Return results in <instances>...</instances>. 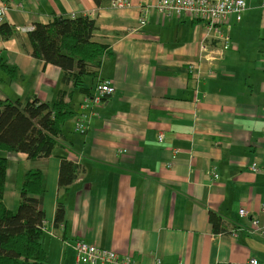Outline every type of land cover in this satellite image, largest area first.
I'll return each mask as SVG.
<instances>
[{"label":"crops","instance_id":"crops-1","mask_svg":"<svg viewBox=\"0 0 264 264\" xmlns=\"http://www.w3.org/2000/svg\"><path fill=\"white\" fill-rule=\"evenodd\" d=\"M118 1L0 0V26L17 32L0 36V101L52 103L66 91L76 113L47 159L0 151L4 204L16 213L26 174L44 172L50 264H77L78 241L135 264H264V0H246L240 22L218 25L162 15L158 0ZM69 16L93 18V40L109 49L85 91L34 59L28 37L37 23ZM105 82L115 93L94 103ZM63 158L80 173L66 190ZM59 203L66 216L56 227Z\"/></svg>","mask_w":264,"mask_h":264},{"label":"trees","instance_id":"trees-1","mask_svg":"<svg viewBox=\"0 0 264 264\" xmlns=\"http://www.w3.org/2000/svg\"><path fill=\"white\" fill-rule=\"evenodd\" d=\"M100 5L104 1L94 0ZM96 21L89 16L59 17L51 24L37 23L28 33L34 59L62 70V83L83 88L84 78L94 74L108 54L107 46L95 42ZM17 32L8 24L0 26V36L7 41ZM2 68L15 76L17 70L3 63ZM68 93L60 91L58 99L44 103L39 99L0 101V151L24 153L29 160L39 161L52 156L60 145L66 124L74 119V108L65 101ZM7 160L0 157V264H50L43 246L46 215L43 199L46 194L45 174L29 171L20 191L16 213L4 204ZM79 166L63 158L59 188L66 190L79 177ZM65 208L58 204L55 226L65 223ZM214 232L222 233L220 219L211 215Z\"/></svg>","mask_w":264,"mask_h":264},{"label":"built area","instance_id":"built-area-1","mask_svg":"<svg viewBox=\"0 0 264 264\" xmlns=\"http://www.w3.org/2000/svg\"><path fill=\"white\" fill-rule=\"evenodd\" d=\"M158 11L168 17L188 16L195 19L218 25L227 20L230 16H235L237 21L242 20V16L246 11V0H158ZM114 6H123L124 4L118 0L113 1ZM20 8V6H18ZM264 8V1H263ZM6 8L0 2V23L5 19ZM34 30V29H30ZM230 41L229 37L225 38V42ZM206 49V47H205ZM98 95L92 99L94 103H101L106 96L115 93V87L109 82H105L98 86ZM89 101V99L87 100ZM87 127L84 119H79L76 131L85 133ZM163 141V136H160V142ZM255 170V167H253ZM241 215H245V210L240 211ZM43 230L49 232L44 225ZM77 255V264H135L131 257H119L115 252L98 248L95 245L88 244L83 241H78L75 246ZM155 264H160L156 262ZM250 264H257V261L252 260Z\"/></svg>","mask_w":264,"mask_h":264},{"label":"bare ground","instance_id":"bare-ground-1","mask_svg":"<svg viewBox=\"0 0 264 264\" xmlns=\"http://www.w3.org/2000/svg\"><path fill=\"white\" fill-rule=\"evenodd\" d=\"M159 140H160V137H159Z\"/></svg>","mask_w":264,"mask_h":264},{"label":"rangeland","instance_id":"rangeland-1","mask_svg":"<svg viewBox=\"0 0 264 264\" xmlns=\"http://www.w3.org/2000/svg\"><path fill=\"white\" fill-rule=\"evenodd\" d=\"M18 211V210H17Z\"/></svg>","mask_w":264,"mask_h":264}]
</instances>
